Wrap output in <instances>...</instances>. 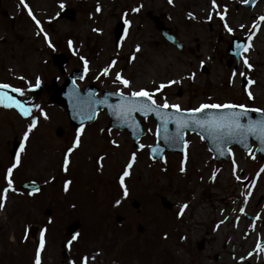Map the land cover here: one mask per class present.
<instances>
[{
  "label": "rangeland",
  "instance_id": "obj_1",
  "mask_svg": "<svg viewBox=\"0 0 264 264\" xmlns=\"http://www.w3.org/2000/svg\"><path fill=\"white\" fill-rule=\"evenodd\" d=\"M236 1L216 0L218 7L213 9L211 0H173L171 4L168 0H25L43 28L38 35L35 21L20 0H0V83L22 88V96L11 88L5 91L31 112L24 117L16 108L0 106V190L6 186V169L16 159L9 154L13 140L25 145L19 153L21 163L12 173L15 191L7 194L5 201H9L0 216V264H34L41 229H46L41 264H81L85 255L90 257L89 264H264V251L247 256L264 237V173L257 175L264 161L254 152L255 145L251 151L232 145L230 157L215 160L205 141L196 132L187 131L183 154L165 152L161 160H155L148 151L156 141L152 116L142 122L144 134L138 142L144 147L135 148L128 131L108 128L103 109L93 122L80 128L79 146L69 154L65 172L64 155L76 131L69 126L66 112L49 98L52 78L62 89L67 74L83 68V78H75V84L81 91L95 85L98 96L103 90L119 89L127 94L142 87L152 92L160 83L178 80L156 93L157 103H163V97L182 109L225 102L264 109V78L260 77L264 24L250 42L251 49L240 53L242 59L248 57L251 69L243 68L242 60L235 67V57L227 52L232 38L248 36L256 19L235 7ZM134 7L140 10L132 12ZM225 7L231 33L216 15L224 14ZM63 8L75 10L72 20L57 18ZM148 11L176 34L182 49L163 39ZM119 19L131 23L118 47L114 25ZM136 45L140 51L131 59ZM58 52L67 57L63 73L52 62V55ZM113 59L117 64L104 75L102 69ZM152 69L155 72L149 71ZM116 72L131 81L130 88L113 83ZM191 73H195L194 78H188ZM244 79L255 83L242 85ZM246 88L253 99L249 100ZM32 118L37 126L24 140ZM58 127L62 129L60 136L56 134ZM185 152L186 171L181 173ZM132 153H136V160L125 178L128 195L124 196L119 176ZM233 160L235 175L242 177L239 181L233 175ZM65 180L71 181L67 191ZM25 181L38 183L39 191L29 194L20 189ZM249 190L251 195L245 203ZM162 197L172 203L171 208L162 204ZM118 199L121 203L116 205ZM132 199L140 203L139 210L131 205ZM182 204L188 207L178 215ZM200 207L205 208L206 216ZM46 208L50 214L44 213ZM222 220L225 230L220 233ZM74 222L79 225L77 230L67 235L66 228ZM31 227L33 235L29 233ZM73 235L78 238L69 246ZM63 250L66 258L61 255ZM241 256L246 259L240 260Z\"/></svg>",
  "mask_w": 264,
  "mask_h": 264
},
{
  "label": "snow or ice",
  "instance_id": "obj_2",
  "mask_svg": "<svg viewBox=\"0 0 264 264\" xmlns=\"http://www.w3.org/2000/svg\"><path fill=\"white\" fill-rule=\"evenodd\" d=\"M169 4L173 2V0H168ZM242 3L248 4L249 0H241ZM253 3H255V0H252ZM20 3L23 5L24 8L28 9L29 16L35 21L39 31L38 35L43 32V28L40 27V21L36 19L35 15L32 13L31 9L25 3V0H20ZM64 5L61 4V7ZM211 7L213 9L217 8V2L216 0H211ZM140 10L139 7H134L131 9L132 12H138ZM101 11V6L99 3H97L96 6V12L99 13ZM227 12V8H224V14L217 12L216 15L219 16L221 21H224V27L225 29L231 33L233 32V29L228 25L225 19V15ZM190 16L193 14L189 13ZM193 18H195L193 16ZM212 18V12L210 11L208 14V19L210 20ZM261 22H264V16H259L255 21H253L252 24V30L250 31V34L247 36V41L249 43L243 44V43H237L238 48H242L245 52L249 51L252 47L251 41L253 37L257 34V31L261 27ZM130 21L125 19L124 24L126 26L130 25ZM240 28H244L245 26L241 24L239 26ZM93 31H100V29H93ZM44 39L49 43V47H52L50 38L48 37L47 33H44ZM121 39H124V37H121ZM69 47H72L73 41H68ZM119 47V45H117ZM140 51V45H136L133 56L131 59H135V53ZM81 60L84 61L85 65H87L88 61L81 57ZM201 64L204 63V61L200 62ZM117 64V61L115 59L111 60L108 66H106L104 69H102V72L104 75H108L109 71L115 67ZM243 64L246 66V68L251 69L253 66L249 63L248 57H243ZM233 76L236 75L235 72L232 74ZM239 75L244 76V72H240ZM195 73H191L188 78H194ZM83 78V77H81ZM20 79H23V77H20ZM40 80L39 77H37L36 84L39 85ZM113 83H119L123 85L125 88L131 87V81L124 78L121 72L115 73V79ZM179 83L178 80H168L166 82L160 83L154 91L149 92L145 88H140L139 91H131L130 93H125L123 91H120L119 89L115 93H110L109 95H116L120 98V103L115 106L116 114L117 115H123L124 117L128 119H132V113L134 112H141L144 115H147V113H155L156 116L160 117L164 120L165 123H168L169 121L174 123L176 125V135L168 136L166 137L167 140L175 142L178 138V135L184 127L188 126L190 123H194L195 125L207 128L211 132L217 134V139H222L225 135L227 136H233V135H240V136H246V135H255L260 138H264V121H248L247 123L242 122V118L245 117L250 110L245 104H239V103H231V102H225V103H201L196 108H189V109H182L179 104H169L167 98H163V103H157L156 99H154L157 92H160L165 87L174 84ZM249 85L255 83L251 79L247 81ZM11 88L12 92L19 93L21 96L24 94V90L22 88H16L12 87L10 84L7 83H0V106H3L5 108H16L19 110L20 114L24 117H29L31 115L30 109L25 107L24 104L17 100L14 96L8 95V93L5 91L6 89ZM246 94L249 98V100L253 99V93L249 91L247 88L245 89ZM106 100H98L96 103L99 104H105ZM35 107L39 108V105H35ZM109 107H113L112 105H109ZM174 109L176 113H179V116L176 115H168L166 112H164L165 109ZM206 109H224L228 111L221 112L219 114H209L207 118L205 119H199L194 114L203 112ZM253 111L257 112H264V109H253ZM41 114L44 115V118L47 119V115L43 113V110L41 109ZM185 114H188V118H183ZM37 126V120L35 118H32L27 125V129L23 133L24 140H27L29 137V133ZM83 128V126H81ZM103 131V130H102ZM80 136H81V129H77L75 139L73 140V143L70 147L66 149V153L64 155L63 159V170L65 172L68 171V166L70 164L69 160V154L73 153V151L79 146L80 143ZM115 143V141H113ZM184 144L187 145L188 141H184ZM21 149H24L25 145L24 142H21L20 145ZM141 148L144 147V145H140ZM264 150V149H262ZM228 151L231 153V149L229 148ZM251 154V153H250ZM187 153L185 152L184 158L181 160V165L179 168V171L181 173L186 171V163H187ZM254 158V157H253ZM136 160V153H132L130 156V159L128 160L125 168L123 169L122 174L119 176V183L120 187L123 190V195H128V189L125 185V178L130 176V169L133 167V164ZM21 163V157L18 153L16 156L15 161L6 169V173L4 176V180L6 181V186L0 190V209H3L5 207V199L7 197V194L10 191H15L14 185H13V179H12V173L13 170L16 169L19 164ZM236 170V162L233 160V175L235 176L236 180H241L242 177L239 175H235ZM260 173H264V167L260 169V172L257 173V175H260ZM215 177V172L213 173V178ZM243 179H247V177H243ZM71 181L65 180L64 181V190L67 191L69 188ZM33 192L39 191L38 188L35 187V184H33ZM31 194V193H29ZM251 195V191L249 190L248 193L245 194V203L247 202L248 196ZM116 205H119L121 201L118 199L115 201ZM188 207L187 204H182L180 206V212L178 215H183L184 210ZM245 209L243 207L240 208V212L243 213ZM227 217H225V220ZM239 219V218H237ZM224 221H220L219 224H223ZM219 224L217 227H219ZM45 231L46 229H41L40 231V239L39 243L36 249V255H35V261L34 264H41V252L45 247L46 241H45ZM78 238V235H73L71 239L67 242L70 246L73 241H76ZM183 239V237H182ZM260 251H264V243L261 241H257L256 247L247 253L248 257H252L254 253H258ZM240 260L246 259V257L241 256L239 258ZM90 257L87 255L81 257V264H89Z\"/></svg>",
  "mask_w": 264,
  "mask_h": 264
},
{
  "label": "water",
  "instance_id": "obj_3",
  "mask_svg": "<svg viewBox=\"0 0 264 264\" xmlns=\"http://www.w3.org/2000/svg\"><path fill=\"white\" fill-rule=\"evenodd\" d=\"M74 16L75 11L73 9L63 8L58 17H66L72 20ZM153 19L155 21V26L160 30L165 39L181 48L182 45L177 42L169 29L165 27L161 22H158V20L156 21V17H154ZM125 27L126 25L124 24V21L122 19L115 24L114 35L116 45L119 44ZM237 43L245 44L243 40L232 38V43L227 47L228 54L230 56H235L236 58L243 50L242 48L237 47ZM52 60L53 63L58 67V69L63 73L64 65L67 62L66 56L62 53L53 54ZM82 76L83 69H73L62 83V89L58 88L56 84V78H52L51 80L53 93L50 95V100L66 111L70 125L75 129L80 128L86 123L92 122L96 118L97 113L100 110L105 109L109 118L108 127L129 131L131 139L134 142V146L140 147L137 141L144 133L141 120H145L148 116H153V118L156 120V142L154 145H150L148 149L150 156L154 159L161 160L165 152L183 153L185 150L184 137L186 131H194L198 133L200 137L206 142L207 147L212 152L213 157L216 160L227 159L231 154L228 149L231 145L234 144L240 146L245 151L251 150V141L256 144L255 152L259 153L264 159V150H262L264 149V138H260L255 135H246L243 137L240 135H225L222 139H217L216 133L211 132L206 127H199L194 123H190L188 126L181 129L175 142L169 141L166 139V137L176 135V125L174 123L170 121L168 123H165L163 119L156 116L155 113L151 112L147 113V115H144L141 112H134L132 113V119H128L123 115H117L115 106L120 103V98L116 95H109L110 93L115 92L104 90L102 91L101 96L97 97L96 94L98 92V89L94 85H87L83 91H80L77 85L74 83V78H81ZM245 83L246 80H243V85ZM98 100H106L107 102L105 104H99L96 103V101ZM109 105H112L113 107H109ZM224 111L228 110L206 109L203 112L195 113L194 115L199 119H205L209 114H219ZM164 112H166L170 116L180 115L179 113H176L174 109H165ZM183 118L187 119L188 114H185ZM243 118V123H247L248 121H264V114L250 109L247 115ZM170 125H172V128H170ZM61 133V128L58 127L56 130V134L60 136ZM19 148V143L14 139L12 148L9 152L11 157H15L18 154ZM33 184H35L36 188L39 187L38 184L33 182H25L21 187L32 191ZM161 202L167 208L172 207V203L167 200L166 197H162ZM131 205L136 210H139L141 208L140 203L135 199L131 201ZM45 213L48 214L49 210H46ZM77 228L78 223L74 222L73 224L68 226V228L66 229V234H72ZM198 246L202 247V242H199ZM62 254L63 256L66 255L65 252H62Z\"/></svg>",
  "mask_w": 264,
  "mask_h": 264
},
{
  "label": "flooded vegetation",
  "instance_id": "obj_4",
  "mask_svg": "<svg viewBox=\"0 0 264 264\" xmlns=\"http://www.w3.org/2000/svg\"><path fill=\"white\" fill-rule=\"evenodd\" d=\"M139 3H140V0H139ZM235 7H238L241 11H243V10H246V11H248L247 13H248V15H252V17L253 18H256L257 19V17H259V16H264V0H255V3H253L252 2V0H249V3L248 4H244V3H242L241 2V0H237L236 2H235ZM147 15H148V17L150 18V19H152V20H154L153 18L154 17H156V21L158 20V22H161V20H159V18L157 17V16H155V15H152V13L150 12V11H148L147 13H146ZM187 17H190L191 18V16L189 15V14H187ZM240 18H241V15L239 14V16L237 17V20L239 19L240 20ZM255 19V20H256ZM155 22V21H154ZM162 24H163V22H161ZM263 23L264 22H261V25H263ZM222 24H224V23H222ZM154 25H155V23H154ZM156 29L159 31V34L163 37V35H162V33L160 32V30L156 27ZM172 33V32H171ZM173 34V36L175 37V38H177V36H176V34L175 33H172ZM250 33H248V35H249ZM235 38H237V39H240V40H244L245 41V43H246V37H244V36H241V35H239L238 34V36L237 35H235L234 36ZM163 39L164 40H166L164 37H163ZM178 39V38H177ZM121 43V42H120ZM170 43V42H169ZM172 44V43H171ZM247 44V43H246ZM120 45V44H119ZM176 48H177V46H176V44H173ZM243 51V50H242ZM241 51V52H242ZM240 52V53H241ZM239 53V55H238V57L236 58L235 57V60H234V66L236 67L237 65H238V62H239V60H242V65H243V68H245L246 69V66L243 64V59H242V57H241V54ZM228 61H231V60H228ZM229 63V62H228ZM230 64V63H229ZM246 83H247V80H246ZM245 83V84H246ZM244 84V85H245ZM243 85V84H242ZM258 107H254V109H257ZM262 113H264V112H262ZM70 126V125H69ZM75 131H77L76 129H74ZM61 132H62V129H61ZM62 134V133H61ZM20 189H21V187H20ZM23 190V189H22ZM25 191H27V192H29V193H32L31 191H28V190H25ZM257 218H254V219H252V220H256Z\"/></svg>",
  "mask_w": 264,
  "mask_h": 264
},
{
  "label": "bare ground",
  "instance_id": "obj_5",
  "mask_svg": "<svg viewBox=\"0 0 264 264\" xmlns=\"http://www.w3.org/2000/svg\"><path fill=\"white\" fill-rule=\"evenodd\" d=\"M61 2L63 3L64 2V0H61ZM46 5V4H45ZM264 24V23H263ZM259 34H261V31H259ZM262 35V34H261ZM264 38V37H263ZM182 45V44H181ZM264 45H262V47H263ZM28 59H30V58H28ZM162 62V61H161ZM135 63V62H134ZM150 72L151 71H154L155 72V70H149ZM260 77H263L264 78V67L262 68V70H261V72H260ZM257 87V86H256ZM257 91V90H256ZM203 191L201 190V193H202ZM7 201H9V199L8 200H6L5 201V205H6V203H8ZM5 211V207L3 208V209H1V211H0V216H2V214H3V212ZM199 211H200V213L201 214H203L204 216H206V214H207V211L205 210V208L204 207H200L199 208ZM202 217V216H201ZM229 221V219L227 220V222ZM218 230H219V232L220 233H222L224 230H225V224H223L222 225V227H219L218 228ZM226 239V241H227V243H229V241H228V237H226L225 238ZM247 261V263H249L250 261H248V260H246Z\"/></svg>",
  "mask_w": 264,
  "mask_h": 264
}]
</instances>
